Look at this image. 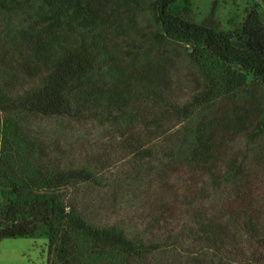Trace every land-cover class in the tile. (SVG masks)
<instances>
[{
  "label": "trees",
  "instance_id": "16d2710c",
  "mask_svg": "<svg viewBox=\"0 0 264 264\" xmlns=\"http://www.w3.org/2000/svg\"><path fill=\"white\" fill-rule=\"evenodd\" d=\"M180 1L0 0L1 9L25 14L27 23L18 31L26 51L21 69L29 81H39L9 93L0 85V187L10 203L5 223H0V240L34 236L35 222H42L48 264H111L114 259L134 264L170 247L180 248L186 264H264V210L254 205L246 189L247 163L230 155L241 136L257 140L264 135L260 14L253 10L245 28L257 39L240 45L229 31L196 21L190 0L182 7ZM145 11L157 26L149 36L139 20ZM118 38L146 39L159 48L169 41L186 44L204 78L201 90L189 102L166 103L172 82L163 62L147 52L124 60L112 46ZM150 99L166 106L151 121L143 118L144 131H137L131 124L138 104ZM219 99L224 102L218 106ZM22 115L125 124L123 144L138 160L157 157L160 151L148 145L153 140L173 138L162 149L169 164L161 169L160 180L170 168L202 180L185 193V224H175L178 205L169 201H161L150 215V239L130 236L117 225L93 224L65 191L97 182L96 173L87 166L66 168L49 161L43 145L40 156H34L38 145L19 133L16 123ZM170 115L182 124L181 130L165 129L163 121ZM200 184L214 191L236 188L228 204L211 209L195 204L208 190ZM157 230L165 234L157 235Z\"/></svg>",
  "mask_w": 264,
  "mask_h": 264
},
{
  "label": "rangeland",
  "instance_id": "374dc122",
  "mask_svg": "<svg viewBox=\"0 0 264 264\" xmlns=\"http://www.w3.org/2000/svg\"><path fill=\"white\" fill-rule=\"evenodd\" d=\"M183 4L184 0H181L179 6L182 7ZM190 6L196 21L209 22L229 31L234 42L240 45L253 43L257 39L253 31L247 32L245 28L250 13L258 10L262 23L261 37L264 40L262 0H190ZM25 20L23 12L0 8V60L5 61L0 65V74L3 75L0 76V85L7 93L21 91L39 83L26 79L21 69L26 51L18 31L27 23ZM139 20L143 32L148 36L157 29L149 11L142 13ZM150 42L146 39L133 41L118 38L112 42V46L117 49L116 53L120 57H126V61L136 53L142 55L147 52L151 57H156L163 62L171 77L172 86L166 103L183 104L191 101L195 93L201 90L204 78L192 61L187 45L169 41L159 48ZM221 101L224 102V99L218 100V106ZM166 103L155 104L151 99L140 101L138 114L131 125L137 131H144L143 118L147 119L146 122L151 121L154 115L165 108ZM198 117H193L191 122L195 123ZM16 123L19 133L38 145L34 156H40L38 152H42L43 145L49 161L59 162L66 168L87 166L96 173L97 182H87L65 191L66 198L75 201L93 224L117 225L130 236L152 237L149 229L150 215L161 201L177 202L179 215L175 224L179 228L185 224L189 209L184 204L185 193L193 188L195 182L202 183V180L193 179L184 170L171 172V168L160 180L161 169L169 164L162 149H166L173 138L171 141L168 136L153 140L148 145L155 146V151L160 153L154 159L138 160L140 158L129 154L123 144L124 138L120 131L125 128L124 122L121 125L83 117L22 115ZM163 124L165 129L171 131L181 130L183 127L173 115L163 121ZM10 128L14 129V125ZM10 141L15 145L12 134ZM230 155L238 156L242 163H247L244 182L248 185L246 189L251 194L254 205L264 210V135L257 140L241 136L232 144ZM201 186L208 190L196 199L195 204H204L211 209H219L228 204L236 188L231 185L230 188L223 187L214 191L208 184H200L198 187ZM3 191L4 188L0 187V223H5L10 208ZM14 225L22 226L23 223L16 222ZM34 231V236L2 238L0 264H48V236L42 228V222H35ZM155 233L165 234L160 230ZM179 249L163 248L147 260L134 264H179L177 261L180 259L186 264L187 259L179 255ZM120 261L121 259H114L111 264H122Z\"/></svg>",
  "mask_w": 264,
  "mask_h": 264
}]
</instances>
